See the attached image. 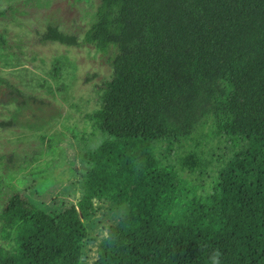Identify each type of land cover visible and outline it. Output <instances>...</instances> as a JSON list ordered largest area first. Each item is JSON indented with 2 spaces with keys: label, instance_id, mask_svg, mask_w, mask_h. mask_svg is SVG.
Instances as JSON below:
<instances>
[{
  "label": "trees",
  "instance_id": "trees-1",
  "mask_svg": "<svg viewBox=\"0 0 264 264\" xmlns=\"http://www.w3.org/2000/svg\"><path fill=\"white\" fill-rule=\"evenodd\" d=\"M40 41L112 52L113 72L88 116L98 141L80 149L79 200L52 213L11 197L0 264H84L102 203L120 216L91 264H212L215 250L264 264V0H101L82 41L53 24ZM208 120L217 151L195 184L185 144Z\"/></svg>",
  "mask_w": 264,
  "mask_h": 264
},
{
  "label": "rangeland",
  "instance_id": "rangeland-1",
  "mask_svg": "<svg viewBox=\"0 0 264 264\" xmlns=\"http://www.w3.org/2000/svg\"><path fill=\"white\" fill-rule=\"evenodd\" d=\"M100 3L0 0V12L6 13L0 17V33L6 39L0 46V214L16 194L52 213L62 212L82 194L80 149L98 141L88 116L98 108V87L112 77L113 54H102L92 45L43 44L40 38L53 24L82 41ZM204 123L185 144L194 153L195 170L193 175L181 173L195 184L207 183L201 168L218 146L210 139V120ZM119 210L102 203L84 220V264L95 259L104 228L119 218ZM0 246H14L2 239L1 222Z\"/></svg>",
  "mask_w": 264,
  "mask_h": 264
},
{
  "label": "clouds",
  "instance_id": "clouds-1",
  "mask_svg": "<svg viewBox=\"0 0 264 264\" xmlns=\"http://www.w3.org/2000/svg\"><path fill=\"white\" fill-rule=\"evenodd\" d=\"M221 256L222 253L219 250H215L211 256L212 264H221Z\"/></svg>",
  "mask_w": 264,
  "mask_h": 264
}]
</instances>
